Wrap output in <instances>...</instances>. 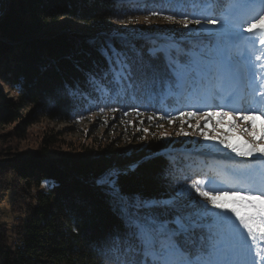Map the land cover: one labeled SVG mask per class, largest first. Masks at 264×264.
Returning <instances> with one entry per match:
<instances>
[{
  "label": "trees",
  "instance_id": "obj_1",
  "mask_svg": "<svg viewBox=\"0 0 264 264\" xmlns=\"http://www.w3.org/2000/svg\"><path fill=\"white\" fill-rule=\"evenodd\" d=\"M235 1L210 3L215 22L207 24L223 26L222 19L229 14V5ZM0 2L3 10L0 17V84L7 85L16 95L13 98L4 96L0 86V129L16 123L27 125L40 112L53 121L71 123L90 109L92 112L96 105L105 111L126 106L149 117L162 114L164 110L159 108L158 102L161 98L123 97L121 103L114 98L82 100L66 94L64 85L75 78L77 62L82 65L89 62L95 41L117 29H133L128 25L130 18L152 9L160 11L162 16L174 15L178 20L186 17L194 21L196 11L207 4L202 0H124V6L117 10L113 0H9L7 5ZM63 19L77 21L98 33L95 36L78 33L41 36ZM150 28L154 29L148 25L135 29ZM168 103L172 108L174 98ZM25 106L34 107V110L24 119L20 111ZM177 141L167 142L158 135L143 142L136 140L137 145L128 152L116 150L112 144L96 155L57 158L49 156L53 144L50 142L34 159L24 158L18 164L12 161L14 158L0 161H12L4 163L10 164L6 169L14 170L27 187L16 239L0 247V264H107L91 246L113 219L106 198L93 183L94 178L110 168L139 164L135 172L121 177L122 185L126 191L156 194L155 177L161 163L158 157L169 153V159L180 161L173 156L180 151H196ZM246 164L244 161L215 160L209 163L212 165L209 169L194 176L202 178L198 179V188L209 191V195L219 194L213 188L221 186L225 172H243ZM183 170L182 167L175 169L173 182L179 179L183 184H193L183 179V173L179 172Z\"/></svg>",
  "mask_w": 264,
  "mask_h": 264
},
{
  "label": "snow or ice",
  "instance_id": "obj_2",
  "mask_svg": "<svg viewBox=\"0 0 264 264\" xmlns=\"http://www.w3.org/2000/svg\"><path fill=\"white\" fill-rule=\"evenodd\" d=\"M123 6L124 0H113L115 9ZM151 15L159 16L160 11L152 10ZM163 19L182 25L183 30L125 28L95 41L89 62L74 65L75 78L64 85L65 93L94 101L123 97L167 98L232 79L235 73L224 47L225 39L235 38L231 33L197 34L189 25H200V19L178 20L174 15H165ZM138 22V18L128 21ZM260 27L264 28V18ZM260 96L264 103V92ZM228 99L230 101L231 97ZM206 115L227 117L230 113ZM257 118L254 115L243 117L253 122V131L249 133L253 137L251 142L231 144L221 139L220 144L241 157H252L255 153L264 156V144L257 145L255 141ZM181 135L188 133L181 130L177 136ZM203 135L208 138L206 133ZM167 136L168 133H161V138ZM169 155L163 153L158 157L161 163L155 177L156 194L126 191L122 185L121 177L135 172L139 164L110 168L94 178L93 183L106 198L113 219L92 241L93 250L107 264H245L236 232L226 229V218L214 213L196 192L215 208L234 213L239 225L247 229L253 240L257 232L264 238V194L242 196L234 192L236 199L218 203L219 196L199 190V181L191 188L179 179L173 182V173L182 162L169 159Z\"/></svg>",
  "mask_w": 264,
  "mask_h": 264
},
{
  "label": "rangeland",
  "instance_id": "obj_3",
  "mask_svg": "<svg viewBox=\"0 0 264 264\" xmlns=\"http://www.w3.org/2000/svg\"><path fill=\"white\" fill-rule=\"evenodd\" d=\"M8 2L9 0H2L4 5H7ZM247 3L249 6L254 5L259 9H262L264 6V0H247ZM151 11L130 18L132 20L138 18L139 22L128 23V25L133 28L148 25L150 27L152 26L154 29L183 30L182 25L170 24L163 19L164 16H162V14L159 16H152ZM202 14L203 11L199 14L198 18L200 20ZM2 15L3 10L1 8L0 17ZM233 16L232 9L223 26H212V24L207 23L196 25L193 23L189 25V28L193 33L199 34L203 32L205 35L212 34L215 36L225 33L226 31H231V29L226 26L230 25L234 20ZM201 22H203V20H201ZM260 23L261 20L256 25L260 26ZM251 28L253 27L251 26ZM247 29H244V31ZM241 30L242 29L239 28V31ZM73 33L95 36L98 32L91 30L77 21L63 19L46 29L41 33V36H60L64 34L69 36V34ZM254 43L255 40L249 44V47H253ZM240 49L242 50V48ZM242 60L250 62L251 69L247 68L249 72L252 71L253 67V70L260 72L262 77H264L258 62L255 60L253 63V56H251L249 51L246 52ZM235 63H237L240 68L234 71L235 75L231 80L223 84H209V88L204 89L200 97L196 99L194 107L190 109L188 104L187 109L181 113L177 112L176 114L170 108L165 107L166 103L163 104V102L170 98L167 97L162 98L161 103L158 99L159 108H163L164 112L162 114L157 113L159 116L156 115L155 117L146 116L141 113V111L130 109L126 106L124 108L117 107L105 111L99 110L98 105H96L93 107L92 112L90 109L82 118H74L71 123L53 121L44 113L40 112L35 118L29 121L27 125L16 123L4 126L0 129V161L14 158L12 161H18L16 162L18 164L24 158L29 157L34 159L43 152L44 147L48 148L47 144L50 142L53 143L52 147L49 149V156L52 158H57L62 155H96L112 144H114L113 147L116 150L128 152L137 145L135 143L136 140L143 142L153 136H161V133H168V136L164 137L167 142L170 140H178L177 142L181 143L183 147L195 148V152L188 150L180 151L177 154L175 153L176 156H173V158L183 162L181 167L184 170L179 171L183 173V179L189 180L193 182V184H195L198 179H202L194 177L197 176V172L202 173L206 169H209V166H212L209 165V163L211 164L215 160L224 159L229 162L244 161V163L248 164L254 162L256 159H264V156H261L259 153H255L252 157L238 156L236 153L232 152L231 149L220 144L221 139L231 144H237L243 141L251 142L253 139V137L249 135V133L253 131V122L245 121L243 117L246 115L233 113L231 109L235 111L242 110L241 102H237L236 99L238 95L242 97L241 93L245 90L244 86L256 84V77L255 74L243 76L245 65L238 61ZM233 69H235L234 66ZM0 86L4 96L12 98L16 96L10 91L7 85L0 84ZM239 90L241 91L240 93ZM198 92H200V90H198ZM229 97H231L230 101L228 99ZM114 99L121 103V99L123 98ZM109 100H113V98ZM103 103H105V101ZM119 103L117 102V104ZM110 104L112 103L110 102ZM217 105L229 109L219 108L208 111L202 109L205 106L217 107ZM33 110L34 107L25 106L20 113L25 119L31 115ZM222 112H229L230 115L227 117L221 115H206V113ZM188 113H193V115L189 116ZM254 116L258 117L255 120V141L257 145H261L264 144V117L262 115ZM161 117H163V119H161ZM181 130L188 133V135L177 136V133L181 132ZM203 133L207 134V139ZM212 137H216V139H212ZM12 161L0 162V247L15 241L19 216L26 202L24 197L27 187L24 180L20 179L14 170H9L5 167L10 164L7 165L4 163ZM193 184L188 186L191 188ZM252 188L257 191L260 190L259 188H264L263 181H257L256 184L252 185ZM192 191L196 192V189L193 188ZM214 192H216L215 189ZM234 192L242 196L252 195V193L247 194L246 192H241L240 189L233 191L228 185L224 186L219 194L213 195L221 198L220 201H218L219 203L236 199L237 196L233 195ZM225 193H227V195H225ZM196 196L207 203L208 207L211 208L214 213H219L226 218L225 228L236 232L237 244L243 249V256L241 259L245 264H264V242L262 243V248L259 249L252 237L245 233L246 229H243V226L239 225V220L235 217L234 213H230V210L215 208L206 198L199 197L198 192H196Z\"/></svg>",
  "mask_w": 264,
  "mask_h": 264
},
{
  "label": "water",
  "instance_id": "obj_4",
  "mask_svg": "<svg viewBox=\"0 0 264 264\" xmlns=\"http://www.w3.org/2000/svg\"><path fill=\"white\" fill-rule=\"evenodd\" d=\"M1 8H2V7H1ZM1 8H0V9H1Z\"/></svg>",
  "mask_w": 264,
  "mask_h": 264
}]
</instances>
